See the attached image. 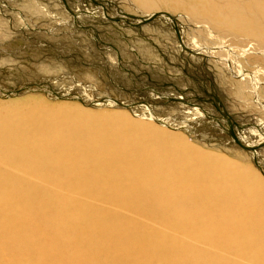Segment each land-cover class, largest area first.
Masks as SVG:
<instances>
[{"label": "rangeland", "instance_id": "rangeland-1", "mask_svg": "<svg viewBox=\"0 0 264 264\" xmlns=\"http://www.w3.org/2000/svg\"><path fill=\"white\" fill-rule=\"evenodd\" d=\"M110 1L0 0V18L3 20L1 24L6 20L19 30L8 29L5 36H0V95L3 93L8 95L33 84L35 88L41 89L20 96L17 94L19 99L34 97L54 104L60 102L51 101L50 97L63 98L65 95H70L95 107L99 106L97 103L105 102L113 96L122 97L134 105L136 112L152 111L160 118L180 120V124L195 127L193 129L196 131L183 133L193 146L204 152L213 150L223 153L224 157L221 158L231 160L233 163H237V155L243 156L244 159L239 163L254 172L264 183V153L261 160H257L250 152L244 151L239 154L237 151L245 148L242 145L244 142L235 138L233 132L229 131L231 129L228 131L232 136H229V133L218 124L226 117L222 114L228 115L230 112L227 113L222 105L214 108L217 113L224 112L222 114L205 107L206 103L212 105L216 102L215 89L206 91V86L196 82L178 83L179 81L175 82L177 80L168 77L169 75L164 77L165 79H154L147 67L142 69L146 72L141 73L142 79L136 82L130 80L129 74L126 75L125 72L119 71L116 74L107 71L102 64V53L96 50L91 38L85 39L87 34L82 31L84 29L82 24L68 27L66 23L89 19L93 24L91 30H99L100 36L103 32L106 33L110 26L121 28L119 29L121 31L113 33L114 36L118 35V39L115 41L107 39L103 44L107 45L108 49H117L122 54L124 52L120 60L123 61L126 70L136 69L127 62L130 61L135 50H140L142 56L170 61L172 63L170 65L178 67L180 74L190 80H194L191 79L194 76L202 77L206 73L218 74L213 79L218 81L217 85L220 86L218 90L228 95L225 100L232 114H239V116L232 115V120L237 122L238 127L241 126L242 129H239L242 134L252 140L264 133V103L260 102V99L264 100V42L251 37L241 38L231 33L215 31L203 23L202 19H192L183 11H173L169 7L147 11L128 0ZM114 2L123 9L118 11ZM120 12L124 14L121 15ZM150 12L151 17L148 15ZM159 14L163 15L159 16ZM144 18L146 21H143ZM145 27L147 30L144 29ZM67 28L76 33L82 32L83 37L78 39L79 42L70 36L72 34L67 33ZM24 30L29 34H23ZM46 38L50 41H46ZM108 40L110 42H107ZM63 48L65 50L61 54ZM243 50L247 51L243 52ZM203 52L209 59L201 58ZM141 65L144 66L145 63ZM254 83L257 84L258 96L252 86ZM193 91L195 95H186ZM166 94H169V99ZM14 97L16 95L11 99ZM0 101L4 100L0 99ZM21 102L22 100L17 103L20 105ZM207 112L213 114L210 116ZM215 114L217 117L213 118ZM208 123L215 127L206 129V125L210 126ZM42 135L28 132L24 136L39 139ZM227 137H231L233 144L226 140ZM256 144L259 148L264 146L263 143L255 142ZM234 145L238 148L232 147ZM18 165L23 166L20 161L7 163L0 160L1 171L18 170L20 174L27 170L12 168ZM60 180L68 185L74 181ZM90 183L91 181L83 182L84 187ZM43 186V193L34 192L23 204L25 211L23 217L27 230L21 218L15 217L13 208H9L7 213L3 212L1 207L3 202L14 201L15 194L6 196L8 190L0 186V223H6L3 216L11 217L14 225L20 227L26 235H31L34 242L41 244L40 249L25 253L27 248L19 249L21 242L15 241L20 236L16 238L11 232L3 233L4 238L12 236L13 241L11 242V239L10 242L0 241V264H6L5 260L10 264H204L211 256L224 258L228 254L225 247H220L224 243L208 244L198 241L193 236L188 223L191 216L187 215L185 207L177 206L182 213L179 219L164 215L162 213L164 207L155 203L162 199L153 197L156 191L154 188L152 194L145 192L132 195L126 192L112 194L107 191L111 185L100 181L92 185L91 193L76 194L72 189L61 195L65 196V199L55 200L51 197H43L46 192L56 187L52 178ZM17 195L23 198L22 193ZM109 196L117 197L118 200H129L127 205H124L122 202L116 203ZM187 198L184 197L185 202ZM89 200L92 201V210L87 219L67 220L69 213H78ZM223 212L226 214L225 211ZM56 216H60V228L62 234L67 237L66 243L54 237L59 230ZM100 227L107 228L109 234L102 236L100 232H96ZM6 230L18 233L8 226ZM175 232L179 235L175 242H163L160 239L161 235H165L170 240H175L176 236L171 235ZM245 235L246 233H243L240 238L242 237L246 244H250V239L243 237ZM242 244L244 248V243ZM180 247L181 252H185L183 255L178 253ZM232 248L231 251L236 249L235 246ZM249 251V264H264L263 257H250L253 253L250 246ZM45 254H48L49 260Z\"/></svg>", "mask_w": 264, "mask_h": 264}, {"label": "bare ground", "instance_id": "bare-ground-1", "mask_svg": "<svg viewBox=\"0 0 264 264\" xmlns=\"http://www.w3.org/2000/svg\"><path fill=\"white\" fill-rule=\"evenodd\" d=\"M128 1L142 6L147 11H153L159 7H169L173 11H183L192 19H202L203 23L212 27L215 31L231 33L235 37L241 38L251 37L259 42H264V0ZM117 2L119 3V1ZM114 3L118 7V11L123 9L117 5L118 3ZM120 13L121 15L124 14V12ZM148 15L151 17V12ZM161 15L159 14V16ZM152 16L154 17V13ZM2 21L0 18L1 37L7 34L8 29L14 28L12 23L5 20L6 24H1ZM143 21H146L145 18ZM66 24L68 27L72 25L76 27V24H82L84 27L82 31L87 34L85 39L91 38L96 50L102 53V64L107 71L116 74L119 71L125 72L126 75L129 74L130 80L136 82L138 79H142L141 73H146L142 69L144 70L147 67L154 79H165L164 77L169 75L168 77L177 80L175 82L179 81L178 83L196 82L201 86H206V91L215 89L214 93L217 92L216 102H213L212 105L206 103L205 107L211 109V111L213 109L214 112L217 105H222L227 113H231V115L230 113L225 115L224 112H222L224 114L218 112L226 117L225 120L221 117L223 120L219 123L215 122L229 133V136H232L229 132L231 131L235 138L244 142L242 145L245 148L239 147L240 150L237 151L239 154L246 151L252 153L257 160L263 158L264 146L259 148L257 144L255 145V142L264 144V133L255 140L248 139L245 134H242L241 126L238 127L237 122H234V119L232 120V115L239 116V114H232L225 100L228 95H226V92L218 90L220 87L217 85L218 81L213 80L218 74L206 73L202 77L194 76L191 78L194 80H190L180 74L178 67L170 65V61L168 63L161 59L160 61L156 58H149V56H142L140 50L132 52L131 59L127 62L135 66L136 69L126 70L123 61L120 60L124 52L122 54L117 49H108L106 48L107 45L103 44L104 40L115 41V39H118V35L114 36L113 33L121 31L119 30L121 28L110 26V29L105 30L106 33L102 31L103 33L100 36L99 30H91L93 24L89 19L82 22H67ZM144 29L147 30L146 27ZM22 33L29 34L25 30ZM67 33L72 34L70 36L75 40L83 37L82 32L76 33L70 28ZM109 40L107 42H110ZM46 41L50 40L46 38ZM42 43L44 44L43 41ZM55 48L58 49L59 46H55ZM64 50L65 48L62 49L61 54L64 53ZM246 51L243 50V52ZM201 54V58L209 59L204 52ZM189 60H191V57ZM143 63H145L144 66L141 65ZM256 85L254 83L252 86L256 91V96H258ZM170 87L168 86V88ZM36 89L41 88H35L31 84L27 88L24 87V89H19L14 93L0 95V99L4 100L0 101V136L2 135L0 137V160L7 163L20 161L23 166L18 165L12 168H18L22 171L27 169L20 174L18 170H0V186L8 190L6 196H10L11 193L15 194L14 201H4L1 207L4 213H7L9 208H13L15 217L17 219L21 218L25 230L27 228L23 217L25 212L23 204L34 192L43 193V185H46L50 178H52L56 187L46 192L43 197H51L55 200L65 199V196L61 195H65L72 189L75 190L76 194L91 193L93 184L105 181L111 185L107 188V191L112 194H123L125 192L130 195L143 192L152 194L154 192L153 188L156 189L153 197L162 200L155 203L164 207L162 211L164 215L175 219L182 217V213L177 206L185 207V212L191 216L188 223L193 236L198 241L207 242L208 244L224 243L220 247H225L228 250L226 257L222 258L214 255L208 258L204 264H249V246L253 249L250 257L259 256L264 258V183L254 172L239 163L244 159L243 156L237 155V163H233L231 160L221 158L224 157L223 153H217L213 150H205L204 152L193 146L183 133L184 131L190 132V130L196 131L193 129L195 127L180 124V120L160 118L152 111L136 112L134 105L122 97L116 98L113 96L105 102L97 103L99 106L95 107L93 104L89 105L70 95H65L63 98L50 97L51 101L57 100L60 102L54 104L45 99L34 97L19 99L18 96L36 91ZM21 91L23 93H19ZM17 94L19 95L17 96ZM190 94L195 95L194 91L193 93H186L188 96ZM14 95L16 97L11 99ZM168 95L166 94V97ZM177 96H179V93ZM21 100L22 102L19 105L17 102ZM260 102L264 103V100L260 99ZM174 104L176 105V103ZM213 118L211 117V119ZM204 122L206 123V121ZM208 125L210 126L206 125V129H210L211 126L215 127V125L209 123ZM28 132L43 135L39 139L25 137L24 135ZM226 140L233 144L231 137H227ZM232 147L238 148L235 145ZM60 179L74 181L68 185ZM81 181L85 183L91 181V183L84 187ZM18 193H22L23 198L19 197ZM146 196L149 197V195ZM185 196L188 197L186 202L184 200ZM110 198L116 203L122 202L124 205H127L129 200H118L117 197ZM91 210L92 201L89 200L78 213H69L67 220L87 219ZM59 218L60 216L55 218L59 224V230L56 231L54 237L58 241L66 243L67 237L62 234ZM3 220L6 223H0L1 242L4 243L7 240V242H10L9 239L12 236L4 238L3 233L11 232L16 238L20 236L15 241L21 242L19 249L27 248L25 253H31L35 249L41 248V244L34 242L31 235H26L20 227L12 223L11 217L3 216ZM7 226L18 231V233L6 230ZM96 232H100L102 236L109 234V230L104 227H100ZM243 233H246L243 237L250 239V244H246L244 239L240 238ZM171 235L176 236V239L170 240L165 235H161L160 239L163 242H175L179 238L176 232ZM241 241L244 243V248ZM233 246L236 249L231 251ZM178 253L183 255L185 252H181L180 247ZM45 257L49 260L48 254H45ZM256 262L258 263L259 260ZM5 263L10 264L6 260Z\"/></svg>", "mask_w": 264, "mask_h": 264}]
</instances>
